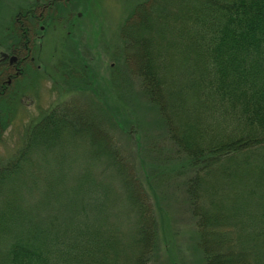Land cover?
I'll list each match as a JSON object with an SVG mask.
<instances>
[{
  "label": "trees",
  "instance_id": "trees-1",
  "mask_svg": "<svg viewBox=\"0 0 264 264\" xmlns=\"http://www.w3.org/2000/svg\"><path fill=\"white\" fill-rule=\"evenodd\" d=\"M32 12L20 9L15 18ZM128 13L121 26L124 67L142 77L154 99L159 57L172 50L187 66L189 88L198 93L208 87L241 126V135L210 142L201 161L208 166L226 156L225 171L238 181L251 176L259 184L261 178L264 186V0H142ZM62 115H45L30 125L22 147L0 168V264H141L154 245L153 218L129 178V164L93 112ZM86 138L97 145L92 153ZM187 144L189 157L197 160L202 153ZM57 146L58 152H49ZM103 160L128 177L124 192L131 189L141 198L130 203L137 238L129 240L116 220L120 212L113 216L108 210V197L112 204L120 195L93 169ZM215 214L200 218L204 264H264V221L255 223L246 242L253 239L251 246L234 249L214 241L222 235L215 228L208 232L207 225L218 223Z\"/></svg>",
  "mask_w": 264,
  "mask_h": 264
},
{
  "label": "rangeland",
  "instance_id": "rangeland-1",
  "mask_svg": "<svg viewBox=\"0 0 264 264\" xmlns=\"http://www.w3.org/2000/svg\"><path fill=\"white\" fill-rule=\"evenodd\" d=\"M52 1L46 17L36 24L35 60L25 64V75L9 71V83L0 90V168L22 147L27 128L45 115L72 109L62 115L71 118L75 112L91 111L102 120L122 162L129 164V178L141 189L146 212L152 214L154 245L141 264H204L198 244L204 232L200 218L206 214L217 213L218 223L207 225L208 232L215 228L214 233L224 237L215 242L234 249L251 246L253 239L246 242L256 231L255 223L264 221L262 179L259 184L251 176L238 181L235 173L224 170L226 156L210 166L201 161L210 142L242 134L239 121L208 87H199L201 93L189 88L187 66L172 50L165 52L168 57H159L154 99L142 77L123 65L121 26L142 0ZM48 2L0 0V46L14 40L18 10ZM51 16L55 18L50 22ZM187 142L203 155L191 160ZM83 143L91 153L97 149L87 138ZM58 151V146L49 150ZM93 169L120 195L112 204L108 197V210L112 215L120 212L116 220L129 240L137 238L139 224L130 203L141 198L131 189L124 192L128 177L105 160Z\"/></svg>",
  "mask_w": 264,
  "mask_h": 264
},
{
  "label": "flooded vegetation",
  "instance_id": "flooded-vegetation-1",
  "mask_svg": "<svg viewBox=\"0 0 264 264\" xmlns=\"http://www.w3.org/2000/svg\"><path fill=\"white\" fill-rule=\"evenodd\" d=\"M51 3H53V1L49 0L48 3H43L40 6L36 5L35 7H32L31 10L33 12L31 14H21L15 18V22L18 23V26L16 30H12V34L16 35L13 36L14 40L11 39L9 46H0V67H2L0 70V90L4 87L3 84L9 83V71L14 70L12 76L19 73L25 75V64L35 60V56L33 57L32 54V41L36 36V24L43 21L44 17H46L48 8L51 7ZM54 18L55 17L51 16L50 22ZM49 26L50 25L47 22V28H49ZM42 37L43 36H41L40 39Z\"/></svg>",
  "mask_w": 264,
  "mask_h": 264
}]
</instances>
